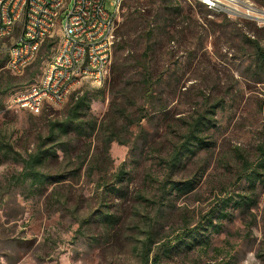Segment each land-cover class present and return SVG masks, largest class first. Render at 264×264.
I'll return each instance as SVG.
<instances>
[{
	"label": "rangeland",
	"instance_id": "1",
	"mask_svg": "<svg viewBox=\"0 0 264 264\" xmlns=\"http://www.w3.org/2000/svg\"><path fill=\"white\" fill-rule=\"evenodd\" d=\"M244 1L257 14L214 12L200 0H125L116 44H123L126 75L115 89L111 72L102 87L86 83L40 113L15 106L12 94L38 83L52 58L36 76L34 65L8 90L0 86V264H144L149 237L157 248L224 205L226 215L209 231L201 229L199 240L162 262L264 264V183L252 190L243 164L254 167L264 150V57L255 48L259 42L264 49V0ZM133 14L139 20L125 26ZM150 28L156 39L149 71L158 97L147 103L144 72L134 60ZM60 34L58 28L49 38ZM101 88L105 97L82 115L86 132L97 123L92 135L58 125L51 135L77 96ZM112 101L127 106L135 121L142 107L150 118L130 125L110 111ZM201 114L211 123L193 130L199 142L189 129ZM114 127L122 141L108 143ZM36 154L47 155L36 170L51 176L41 186L25 178ZM184 183L190 186L177 189ZM248 194L253 204L243 206ZM207 236L210 242L201 240Z\"/></svg>",
	"mask_w": 264,
	"mask_h": 264
},
{
	"label": "built area",
	"instance_id": "2",
	"mask_svg": "<svg viewBox=\"0 0 264 264\" xmlns=\"http://www.w3.org/2000/svg\"><path fill=\"white\" fill-rule=\"evenodd\" d=\"M125 0H82V11L72 10V0L69 6H62V0H0V44H9L10 52L7 56L6 66H15L22 69V61L37 56L35 45L43 41L44 33H56L57 23H50V16L54 8H63V16L73 13L78 20V28H68L65 23V32H61L58 45L55 46L51 58H56V65H48L44 69L42 78L32 85V92L26 95H12L15 106L27 109L33 113H40L42 104H50L49 91L59 88L60 83L71 82V72L74 70L75 51L77 41L81 34L83 18L87 5L102 4V12H108V22H101L98 18V32L91 33V54L85 59L97 62V51L106 50V69L109 79L115 55L116 28ZM206 7L214 12L257 14L259 11L254 3L244 0H200ZM17 8H24V18L21 23H14ZM254 16V15H253ZM95 34L103 35L102 43H95ZM57 57H64V64H57ZM91 66V68H92ZM90 68V73H91ZM90 75L82 81L88 83Z\"/></svg>",
	"mask_w": 264,
	"mask_h": 264
},
{
	"label": "trees",
	"instance_id": "3",
	"mask_svg": "<svg viewBox=\"0 0 264 264\" xmlns=\"http://www.w3.org/2000/svg\"><path fill=\"white\" fill-rule=\"evenodd\" d=\"M134 18H129L127 20V22H125V26L126 24H128V22L132 21V20H139V17L137 15H132ZM124 27V25H123ZM144 37L146 39V46L144 47V50L140 53L137 54L138 56H136L135 60H134V65L140 67V69H142V71L144 72L143 75V80H142V86H141V90H142V95H144V98L146 99L147 103H151L152 101H154L158 96L156 94H154V81H152V76L150 75V71H149V63L151 60V55L152 52L154 51L153 45H155L154 40L156 39V35H155V29L150 28L148 29L145 34ZM253 43V39H250ZM59 40L57 39L56 41H53L51 38L46 39L40 49V52L36 58V60H34L25 70L24 73H26L32 66L37 65L38 69L35 72H32V76H36L37 74H39L41 72V67H42V63L44 61V59H49L52 57L53 53H54V48L55 46L58 45ZM255 48L257 50V52L259 53V57L262 58L264 57V49L261 46V44L259 42L255 43ZM123 49V44L122 43H117L115 46V59L113 60L112 63V79H111V85H110V89H115L117 87H119L122 82L124 81V77L126 75V63H125V58L123 57V55L120 53V51ZM47 53V54H45ZM46 56V58H44L43 56ZM6 60H7V56L5 55L4 57L0 58V68H4L6 65ZM44 72V71H43ZM4 73L6 75L3 76V78H1V83L0 86L4 88V90H8L9 88H11L15 82V80H17L18 78V74H15L13 72H11L8 69H4ZM23 73V74H24ZM43 74V73H42ZM104 88L98 89V93L99 94H91L90 91H86L83 94H81L80 96H77L75 98V100L72 102L70 109H69V113L66 117V119L64 121L61 122H53L52 123V128H51V135L54 136V134L56 133V125H58L60 127V129L66 133H68V131L70 129H73L79 133H90V135H92V133H94L98 126L96 122H89V127L90 130H88V132H86L84 129L85 126V120L82 118V115L87 114V112L90 110V106L92 103V100L94 99H103L105 97L104 94ZM103 93V94H102ZM124 93V96L126 95V92H122ZM13 95V94H12ZM118 95V94H117ZM117 97V96H116ZM116 97H114L116 99ZM167 106L163 105L162 109H166ZM117 113H119L120 117H124L125 119H127L129 121L130 125H133L134 123L138 122V124H142L144 119H148L150 118V111L149 108H140V115L137 118V121H135L132 118V113H130V111L128 110L127 106H122L120 108H116L115 107V103L112 101L111 105H110V111H114ZM109 111V112H110ZM117 116V115H114ZM132 118V119H131ZM209 123H211V119H209V117L207 115L201 114L200 116H198L197 121L194 123V127L190 128L189 130H191L192 133H194L195 140H198L199 142L201 141V138L199 137V135L195 134V132L193 131L195 129V127H197V125H201V127H205L208 126ZM117 128L114 127L111 129V133L112 135L110 136V138L108 139V143H111L115 140L118 141H122L120 140V138L118 137V132L116 131ZM52 136V137H53ZM188 148H184L181 150H178V154H176L174 156L175 159H178L176 161V164L181 160V156L182 154L185 153V151ZM264 149V148H263ZM52 152H48V155H50ZM263 157L260 159V161L257 162V164L253 167V162H250L248 160H244L243 164L245 166V171H246V178L248 179V184L250 186V188H252V190L254 188L257 187L258 183H264V150H263ZM43 156L44 154H36L33 156L32 161L35 164V167H33V164L31 165V168L28 170L27 169V173H26V179H28L29 177L32 178L34 185H44L46 182L49 181V179L51 178L50 175L45 174L43 172H41L40 170H36V165H38V163H41L43 161ZM47 156V155H45ZM44 156V157H45ZM190 186V184H186L184 183L183 185H177V189H186ZM241 203L246 206H250L253 204V198L251 195H243V199L241 201ZM226 205L222 206L221 208H215L213 209L210 214L208 216L205 217L204 221L202 222V224H200V226H196L194 228H190V229H186L181 235H178L174 240H171L168 243H164L159 245L157 248H155V243L152 237H149V239H147L144 243V252H143V261L144 264H166L164 262H162V259L165 255H168L172 252L173 249L175 248H179L180 246H182L183 244H193L194 241L199 240L200 238L198 237V232L199 234H201V229L207 230L209 231L210 226H214V219L218 218L219 216H224L226 215V212H224V208ZM220 209V210H219ZM101 217L107 219L108 221L111 220V218L109 217L110 214L107 213H102L100 214ZM207 225V226H206ZM203 241L206 242H210V236H207L204 239H201Z\"/></svg>",
	"mask_w": 264,
	"mask_h": 264
},
{
	"label": "bare ground",
	"instance_id": "4",
	"mask_svg": "<svg viewBox=\"0 0 264 264\" xmlns=\"http://www.w3.org/2000/svg\"><path fill=\"white\" fill-rule=\"evenodd\" d=\"M96 1V0H89ZM62 6H69V0H62ZM72 10L73 11H82V0H72ZM63 16V8H54L52 16H50V23H57L58 28L61 29V32H65V23L68 28H78V20L76 19L73 13H66L65 17ZM100 17L101 22H108V12H102V4H93L87 5L85 9V15L83 18V26L81 34L77 41V51H75L74 58V70L71 72V82L70 83H60L59 88H51L49 91V102L55 103L58 105L64 104L68 98L82 85L87 76L90 75L88 83L103 86L106 84L108 79L107 69H106V50L97 51V62L93 63L92 59H85L87 54H91V33L98 32V18ZM24 18V8H17V13L14 15V23H21ZM55 33H44L43 41L35 45V53L37 56L40 52L43 42L53 36ZM103 35L95 34V43H102ZM0 51H4V54L10 52L9 44H0ZM37 56H31L30 59L22 61V69L19 70L15 66H6L8 69L13 71L16 74L23 73L26 68L36 60ZM57 64H64V57H57ZM50 65H56V58H52ZM92 66V68H91ZM91 68V73H90ZM32 92V87L25 90L19 91L16 95H26ZM45 104H42L41 109Z\"/></svg>",
	"mask_w": 264,
	"mask_h": 264
}]
</instances>
